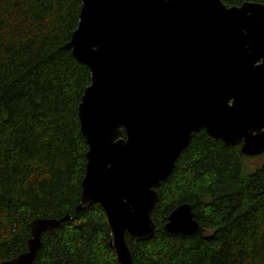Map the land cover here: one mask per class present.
Returning a JSON list of instances; mask_svg holds the SVG:
<instances>
[{
    "label": "water",
    "instance_id": "water-1",
    "mask_svg": "<svg viewBox=\"0 0 264 264\" xmlns=\"http://www.w3.org/2000/svg\"><path fill=\"white\" fill-rule=\"evenodd\" d=\"M65 48L91 71L79 103L89 149L76 211L100 204L121 264L132 242L154 238L158 189L205 131L241 154H264V4L222 0H81ZM125 133V135H124ZM183 204L165 230L201 231ZM32 221L29 251L2 264H34L44 233L69 219Z\"/></svg>",
    "mask_w": 264,
    "mask_h": 264
},
{
    "label": "trees",
    "instance_id": "trees-1",
    "mask_svg": "<svg viewBox=\"0 0 264 264\" xmlns=\"http://www.w3.org/2000/svg\"><path fill=\"white\" fill-rule=\"evenodd\" d=\"M81 9V0H0V264L29 251L32 221L67 216L44 233L34 264H121L100 204L76 211L89 149L78 107L91 71L65 45ZM240 147L192 137L157 190L154 238L127 236L133 264H264V165L247 173ZM183 204L199 233L165 230Z\"/></svg>",
    "mask_w": 264,
    "mask_h": 264
},
{
    "label": "rangeland",
    "instance_id": "rangeland-1",
    "mask_svg": "<svg viewBox=\"0 0 264 264\" xmlns=\"http://www.w3.org/2000/svg\"><path fill=\"white\" fill-rule=\"evenodd\" d=\"M245 162L248 164L247 173H254L257 169L264 165V154L258 157H247Z\"/></svg>",
    "mask_w": 264,
    "mask_h": 264
}]
</instances>
